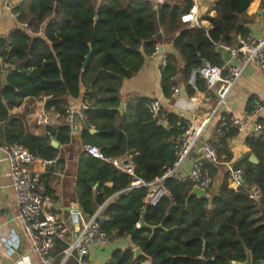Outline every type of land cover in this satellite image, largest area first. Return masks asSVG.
<instances>
[{"label": "trees", "instance_id": "obj_1", "mask_svg": "<svg viewBox=\"0 0 264 264\" xmlns=\"http://www.w3.org/2000/svg\"><path fill=\"white\" fill-rule=\"evenodd\" d=\"M251 3L216 0L214 17L205 18L210 24L206 30L181 21L193 0H167L160 8L149 0H23L13 10L18 26L0 40V145L18 144L34 157L56 160L59 149L51 147L50 140L59 146L69 144L71 126L64 122L58 129L47 127L43 136L34 135L25 114L12 115L10 110L26 98H47L46 107H53L65 120L66 99H77L83 92L84 100L91 105L84 114L96 132L85 127L82 143L99 148L109 158L132 156L135 175L144 182L153 181L161 175L163 166L174 161L177 124H185L178 115L161 107V119L169 129L156 125L146 109L150 101L146 98H133L125 111H120L122 82L141 69L155 44L172 45L180 60L174 54L167 56L160 80L163 97L171 99L178 76L189 96L204 92L201 77L196 78V90L188 84L192 71L203 61L224 65L217 45L232 46V36L243 39L249 34L252 18L246 12ZM260 8L264 11V0ZM4 65L14 70L2 80ZM235 135L218 130L209 142L218 162H204L203 168L212 179L230 161L227 140ZM244 144L258 164H250L246 156L234 166L242 171V186L230 189V173L225 172L215 195L186 201L194 184L168 179V196L155 207H144L145 189L124 191L130 176L82 154L75 187L82 213L93 215L98 206L119 193L105 210L108 219L102 230L110 241L129 239L130 248L115 251L108 264L244 263L247 253L253 264H264V134L247 137ZM106 183L112 187L106 188ZM252 187L260 193L259 202L249 197ZM142 213L146 225L161 228L135 229ZM132 246L146 258H135ZM60 248L62 253L67 245Z\"/></svg>", "mask_w": 264, "mask_h": 264}, {"label": "built area", "instance_id": "obj_2", "mask_svg": "<svg viewBox=\"0 0 264 264\" xmlns=\"http://www.w3.org/2000/svg\"><path fill=\"white\" fill-rule=\"evenodd\" d=\"M151 3L154 7L160 8L167 3V0H152ZM197 3L198 0H193L192 7L187 14L181 17V21L194 27L203 28L198 18ZM5 9L13 11L14 7L11 4H6ZM262 12L264 15V11ZM12 16L17 20V14L12 13ZM239 41V48L234 44L232 46L217 45V50L221 55L226 53L230 56V60L224 66L217 67L204 62L201 67L192 71L188 84L196 90L194 76L196 78L201 77L205 82V91H215L216 106L212 112L195 117V120L190 124H177L178 135L174 144V161L171 165H165L161 168V175L158 178L151 182H144L138 178L135 175L132 161L128 157L109 158L99 148L92 145H83V153L110 164L116 170L130 176V184L124 191L145 189L144 207H155L161 199L168 196L165 185L168 179L190 181L194 186L205 190V197L209 198L213 180L208 171L203 168V164L207 162L216 165L218 156L210 143L201 141V139L210 122L219 114V130L241 133L247 126L251 125L250 137L264 134V120L261 119L264 106L261 103L255 102L250 110L240 114L224 110L228 95L245 70L249 66L260 71L264 70V21L262 33L259 37L249 33ZM161 47V44H155L151 56H156ZM2 63L3 60L0 57V65ZM166 67L167 57L163 56L160 64L161 72ZM172 91L173 95L178 94L176 88H173ZM90 108V103L84 98L76 110L70 106L65 107L64 112L67 122L70 124L73 116L76 115L85 127L93 129L88 124L84 114ZM146 109L156 125H163L167 130L169 129L161 119V103L159 100H150L146 104ZM42 123L48 125L49 122L43 118ZM196 150H198V154L192 159ZM0 152H2L8 164V177L14 194L17 220L21 223L30 240L31 251L38 257L40 264H51L50 252L58 241L65 239L69 230L67 222L62 220L56 212L53 201L40 193V173L34 169L29 171L28 168L45 169L52 167L55 160L34 157L18 144L0 145ZM188 160H191L188 177L181 178L179 170ZM229 173L228 183L233 190H236L243 184L242 171L240 169H230ZM249 197L254 202L260 201L261 196L256 187L250 188ZM106 208L107 201L98 206L93 215L86 217L73 210L69 211L68 220L70 221L73 217H76L80 229L77 237L67 243V248L62 252L63 263L69 259H74L77 264H85L94 247L108 245L109 237L102 230L103 224L108 219L105 215ZM16 264H27V260L22 258Z\"/></svg>", "mask_w": 264, "mask_h": 264}, {"label": "crops", "instance_id": "obj_3", "mask_svg": "<svg viewBox=\"0 0 264 264\" xmlns=\"http://www.w3.org/2000/svg\"><path fill=\"white\" fill-rule=\"evenodd\" d=\"M22 1L23 0H0V40L5 39L9 32L18 26L17 20L12 16L13 11L5 9L6 4H11L16 8ZM149 1L152 2V0ZM260 1L261 0H252L246 12L247 16L252 18V22L248 25L249 33L255 37L261 35L264 21L263 10L260 8ZM215 2L216 0H198L197 3L198 18L201 21L202 27L206 30L210 29V24L205 18L214 17L213 4ZM238 39L240 38L238 37ZM170 54H174L176 59L178 61L180 60V57L175 53L172 45H162L156 56L152 57L150 54L145 57L141 69L131 78L122 82L119 95L123 108L120 111H125L126 105L133 98H146L148 100L157 99L160 101L161 107H163L165 111L178 115L184 124L187 125L192 123L195 117L214 110L216 106L215 91H196L194 95L189 96L186 87L182 83L181 76L175 79L177 84L174 88L178 90V94H172L169 100L163 97L160 88L162 74L160 64L162 57H167ZM225 63L226 61L224 60V64ZM13 70V66H2V80H5L7 74ZM83 98L82 92L77 99H66L67 105L65 107L70 106L76 110L79 108ZM46 100L47 98H26L22 100L18 106L12 107L10 114H25L29 131L34 135L43 136L47 127L58 129L64 122L68 123L66 116L65 120H63L53 107H46V104L49 102ZM255 102L261 103L264 106V70L260 71L249 66L228 95L224 110L240 114L250 110ZM43 118L47 119L49 122L48 125L42 123ZM218 119L219 114L210 122L201 141L210 142L214 139L219 130V128H217ZM261 119L264 120V110L261 114ZM163 123L166 124L165 121H163ZM69 125L72 130V140L69 144L64 146H59L58 144L57 148L59 149V154L55 160V164L45 169H39L37 167L28 168L29 171L34 169L40 173V193L53 201L56 212L62 220L67 222L69 230L65 239L59 241L60 244L56 243L50 252L49 257L51 264H77L74 259H69L63 263L62 250L60 247L62 244L67 245V243L74 239V224L72 220H68L69 211L73 210L83 217H86L80 210L75 192L77 162L80 156L84 154L82 151V146L84 144L82 143L81 135L85 126L76 115L73 116ZM251 131L252 128L251 125H249L243 132H235L236 135L227 140L231 159L221 167L219 166L218 175L215 179H212L213 185L209 192L210 195H215L217 193L221 178L225 172L234 169V166L244 157H250L252 155L244 144V140L250 137ZM197 154L198 150L194 152L192 159L195 158ZM122 157H128L132 161V156ZM190 166L191 160L183 164L179 170V176L181 178L188 177ZM8 170V164L5 161L4 155L0 152V264H16L22 258H26L27 264H40L38 257L31 251V243L28 236L21 223L17 220V210L8 177ZM104 186L110 189L112 184L106 183ZM228 186L232 189L229 183ZM94 187L93 190L96 189L97 185ZM118 195L119 193H116L107 199V206L112 204L117 199ZM75 206H77V211L75 210ZM137 226L138 224L136 227ZM127 248H130L129 239L111 240L108 245L94 247L85 264H108L111 255L115 251ZM144 264H149V261Z\"/></svg>", "mask_w": 264, "mask_h": 264}, {"label": "water", "instance_id": "obj_4", "mask_svg": "<svg viewBox=\"0 0 264 264\" xmlns=\"http://www.w3.org/2000/svg\"><path fill=\"white\" fill-rule=\"evenodd\" d=\"M95 21H97V18H95ZM232 40H233V44L237 48H239L240 47V41H239L238 37L234 35V36H232ZM222 56L226 62H228L230 60V56L228 54L224 53ZM88 58H89V55L85 57V61L83 63V69L87 65ZM203 63H204V61H203ZM195 79H196V76H194V80ZM46 101H49V99H47ZM122 108H123V105L121 104L119 107V110H121ZM95 132H96L95 130H93V129L91 130V133H95ZM50 145H51V147H53L55 149L58 147V143L52 138L50 140ZM248 162L252 165L258 164V160L256 159V157L254 155H251L249 157ZM205 194H206L205 190L199 188L198 186H193L192 190L188 194L186 201H188L191 197H196L198 199H204V198H206ZM75 210L77 211V206H75ZM262 216L264 217V214ZM72 222L74 224V232H75L74 239H75L77 237V233L79 232L80 226L77 223L76 217H73ZM141 228H144V229H147L150 231H155L156 229H159L161 227L160 226L152 227V226L146 225L144 222V213H142L140 222L138 223V226L135 227V229H141ZM132 249H133V254H134L135 258H137V257H145L146 258V256L143 254V252L139 248H135L134 246H132ZM230 264H253V263L251 261L250 253H247L246 261L244 263L231 262ZM255 264H261V263L257 262Z\"/></svg>", "mask_w": 264, "mask_h": 264}]
</instances>
